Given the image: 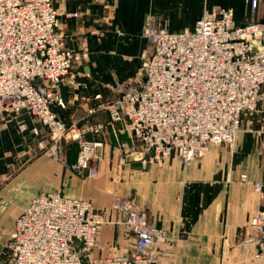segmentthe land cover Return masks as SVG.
Instances as JSON below:
<instances>
[{
    "label": "built area",
    "instance_id": "obj_1",
    "mask_svg": "<svg viewBox=\"0 0 264 264\" xmlns=\"http://www.w3.org/2000/svg\"><path fill=\"white\" fill-rule=\"evenodd\" d=\"M248 5L254 14L258 1L248 0ZM58 16L53 0H0V122L27 112L45 131L38 148L59 161L64 160L62 142L75 140L78 152L69 169L93 180L103 159L105 127L87 118L66 125L52 110L64 107L57 90L71 78L76 61L57 29ZM143 35L151 46L143 78L116 82V95L107 101L94 98L95 111L108 113L114 138L116 126L126 125L132 146L120 144L124 156L138 158L143 166H161L176 155L186 166L209 145L232 147L245 115L264 117V16L235 26L231 9L213 8L192 31L178 33L149 17ZM257 135L264 144V129ZM253 190L263 196L264 182H254ZM109 210L121 215L126 236L134 240L126 255L92 258L106 212L56 191L40 193L16 217L6 244L7 264H155L154 250L168 240L166 232L129 198H113ZM249 227L254 257L264 264L263 211Z\"/></svg>",
    "mask_w": 264,
    "mask_h": 264
},
{
    "label": "crops",
    "instance_id": "obj_2",
    "mask_svg": "<svg viewBox=\"0 0 264 264\" xmlns=\"http://www.w3.org/2000/svg\"><path fill=\"white\" fill-rule=\"evenodd\" d=\"M257 1L254 14L248 0L54 2L57 29L76 61L71 78L57 90L64 107L54 105L52 110L66 125L86 118L103 125V159L97 164V178L87 180L69 169L77 155L69 145L65 163L37 147L45 135L39 120L21 112L0 122V264H5L2 246L17 214L40 193L56 191L106 210L108 221L98 227L92 258L124 256L132 249L134 240L126 236L121 215L108 209L113 198H129L168 236L154 250L155 264H262L254 257L255 243L248 240L254 234L250 219L264 212V195L253 190L254 182H264V144L256 133L264 129L262 114L261 121L255 116L242 119L232 147L209 145L204 155L186 166L176 155L161 166H143L138 158L122 154L120 144L132 146L126 125L116 126L114 138L107 128L108 113L95 111L94 99L114 97L116 82L140 81L150 45L143 35L149 17L178 33L192 31L213 8H229L234 25L240 26L262 20L264 0ZM74 13L78 17H68Z\"/></svg>",
    "mask_w": 264,
    "mask_h": 264
},
{
    "label": "rangeland",
    "instance_id": "obj_3",
    "mask_svg": "<svg viewBox=\"0 0 264 264\" xmlns=\"http://www.w3.org/2000/svg\"><path fill=\"white\" fill-rule=\"evenodd\" d=\"M54 2L55 1H57V0H53ZM157 23V22H156ZM157 25H158V23H157ZM159 27H163V26H160V25H158ZM145 28V27H144ZM143 34H144V31H143ZM150 52H151V46L149 45V51H147V53H146V55L144 56V58H143V62H142V68H143V64H144V61H145V59L149 56V54H150ZM142 73H141V78H140V80L143 78L142 77ZM251 117V116H255V117H257V118H260V121H261V114H259V113H252V114H247V115H245L244 117ZM244 117H243V119H244ZM257 133V132H256ZM44 137H46V135H44ZM43 137V138H44ZM62 146H63V148H62V151H63V153H64V160L63 161H59V160H55L56 162H58V163H65V160H66V153H65V146L67 145H69V147H71V149H75L76 150V153H77V151H78V144H77V142L75 141V140H65V141H63L62 142V144H61ZM223 146H225V145H223ZM38 147V146H37ZM42 151V150H41ZM42 153L44 154V155H46L43 151H42ZM47 156V155H46ZM47 157H49V156H47ZM49 158H52V157H49ZM13 169H15V168H13ZM17 169V168H16ZM15 169V170H16ZM97 178V177H96ZM63 196V195H62ZM19 201L22 203L23 202V198H20L19 199ZM30 203V202H29ZM28 203V204H29ZM28 204L24 207V208H22L21 209V211L19 212V214L28 206ZM108 209H109V207H108ZM106 211V210H105ZM101 212H103V211H101ZM17 216H18V214H17ZM15 222V221H14ZM12 231L9 233V238L7 239V241L5 242V244H3V246H2V253H1V256L4 258V261H5V264H7V260H8V251H7V248H6V244H7V242L9 241V239L11 238V236H12Z\"/></svg>",
    "mask_w": 264,
    "mask_h": 264
}]
</instances>
